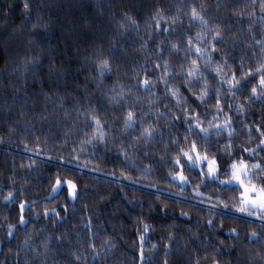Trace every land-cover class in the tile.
<instances>
[{
    "label": "trees",
    "instance_id": "trees-1",
    "mask_svg": "<svg viewBox=\"0 0 264 264\" xmlns=\"http://www.w3.org/2000/svg\"><path fill=\"white\" fill-rule=\"evenodd\" d=\"M192 7H203L208 28L190 22ZM125 13L135 26L118 31ZM217 27L218 42L211 40ZM213 43L211 68L220 66L227 78L235 73L246 86L230 92L198 61L192 89L198 95L207 80L210 91L201 103L185 80L195 47ZM105 57L111 71L101 76L96 64ZM165 60L167 85L179 88L203 127L231 117V134L213 131L200 145L228 163L241 156L264 162L256 131L264 95L246 99L253 84L259 90L256 69L264 64L260 0H0V264H141V248L145 264H264V223L236 211L240 189L219 183L225 172L205 180L199 168L185 169L183 185L170 175L181 171L171 165L172 140L188 135L190 143L195 133L185 131L182 114L173 122L176 100L160 83ZM249 70L251 79L241 74ZM145 77L152 78L147 90L136 84ZM129 110L135 120L126 126ZM148 126L153 134L141 136ZM89 137L93 142L83 143ZM230 143L231 157L223 150ZM57 177L77 185L75 198L65 185L50 194Z\"/></svg>",
    "mask_w": 264,
    "mask_h": 264
},
{
    "label": "snow or ice",
    "instance_id": "snow-or-ice-1",
    "mask_svg": "<svg viewBox=\"0 0 264 264\" xmlns=\"http://www.w3.org/2000/svg\"><path fill=\"white\" fill-rule=\"evenodd\" d=\"M29 5L27 2L24 3V10H28ZM260 8L261 11L264 12V0H260ZM160 10L157 9V12ZM203 11V7L198 11L196 7L191 8L190 12V22L199 20L205 28H208L207 21L204 16L201 15ZM155 19V17H154ZM163 19V17H161ZM122 23L119 25L118 31L122 30L125 26V24H129V26H135V21L132 20L130 16H128L126 13L122 17ZM175 21H173L174 23ZM33 27H37V25H34ZM161 27L159 20H157L156 23V29L159 30ZM170 30H174L170 27L164 28L165 32H168ZM199 38V34H198ZM220 39H222V34L217 27L215 30H211V40L218 42ZM188 43L190 47L186 50V55H190L192 52L191 44L192 40L191 37L188 39ZM259 44L260 41H257ZM171 49L178 50V46L176 43H173L171 45ZM217 51L216 44L213 43L211 47H205L201 48L199 46L195 47V53H196V59L191 60V65L187 72V79L185 80V84L189 87V91H193L192 85L194 83L193 77L199 78L200 72L198 69V61H205V64L208 66L206 67V71L211 70L214 71L217 75V77L220 78V83L224 84L226 83L229 86L230 92H236L239 91L240 88L245 87L246 83H242L240 80L236 78V74L233 73L231 78H227V76L223 73V70L220 66H217L216 68H211V62L214 59V53ZM206 53H210L206 56ZM158 58L162 56V52L157 53ZM165 64V69L163 76L164 78L160 80V83L165 84L166 91L171 94V97L176 100V110L173 113V122L175 120H179L181 118V114L183 115V121L185 127V131L187 133H195V136L192 138L191 142L189 143V136L185 135L183 141L181 142L180 139L177 137L172 140L173 145L178 146L175 150V154L171 160V165L173 167H178L181 169L179 172L171 173L173 179H178L181 184L187 183V177L184 176L183 171L185 169L191 170L192 168H199L200 169V176L203 177L205 180L211 179L215 180L221 171L225 172L226 178L224 180H220L219 183L221 185L225 186H232L237 185L240 189V199H239V207L236 208V211L239 213H248L249 215H256L258 216L261 221H264V162L257 161L249 163L248 160L244 159L243 156H241L238 159H232L231 163H228L227 161H224L222 157L219 155V151L216 153H211V148L209 145L201 146L199 143V140L203 138L204 140L208 141L210 140V134L211 132H216L219 134L222 130H227L229 134L233 131L231 127V117L226 118L222 122H218L216 125H209L208 128H205L202 126V121L199 119V113L198 111L191 108L190 104H187V101L185 100L184 96L180 94L178 87H169L167 85V78L169 77L168 72V61H163ZM160 67V64H156V68L158 69ZM96 68L98 73L103 76V74L106 71H111V60L107 57L99 59ZM256 72L262 73L258 78V85L259 90L257 88L256 84H253L251 88V95L249 97H246V99L252 100L255 99L258 95H264V64H260L259 67L256 69ZM182 74V73H181ZM242 75H246L249 77V79L252 78V70H249L248 73H241ZM152 81L151 77H145L143 80H136V84L138 87L142 86L144 90H147L148 84ZM119 96H123V92L118 93ZM193 95L196 96V99L201 101V103H205L207 98H210V91L208 89V82L205 81L204 85L201 87L199 94L197 95L193 91ZM184 102L187 106L184 108H179V105ZM229 109L232 108V105H228ZM243 105H237V108L243 111ZM215 109L217 113L223 112V108L221 106V91L220 88H217V99L215 102ZM88 116L94 121L95 128L94 132L100 129V121L99 119L93 115L92 113H88ZM135 120V113L132 110L127 111L126 117H125V125L131 126L132 123ZM154 128L151 126L144 127L141 131V136H150L154 132ZM257 132L261 133L260 138V145H264V124L258 126L256 128ZM99 139L103 140L104 137L101 135ZM94 137H89L87 141H84L83 143H90L93 142ZM219 148V145H218ZM232 145L231 143L224 147V151H227L229 156L231 157L234 155V153L231 152ZM257 151V149L252 148H244L243 152L251 154L253 152ZM252 169H256L255 172H252ZM255 180L261 181L260 184L255 183ZM67 185L68 190V196L71 198H75L77 195V185L72 180H62L59 177H57L55 184H53L52 188L53 191H56L58 187L61 185ZM197 194L202 195V193L199 192V186H197ZM12 196V193H9L7 196L4 197L5 200H8ZM209 200L212 199V197H208ZM218 199V198H217ZM26 202L21 201L20 204V210H21V216L19 223L24 224V216L23 211L25 208ZM227 207V205H224ZM215 206H213L214 208ZM48 209H45V215L48 214ZM52 212H55V209H52ZM209 225L211 226L214 221L209 220ZM13 225H8L9 235H12ZM148 230L147 225H145V231ZM233 232H235V229H232ZM171 235V234H170ZM256 236L255 232H252L250 234V237ZM141 240H143V236H141ZM169 245H165V249H167ZM140 261L141 264H145L146 258L143 254V249L140 250ZM164 264H167V260L164 261ZM213 264H217L216 261L213 262ZM257 264H260L259 261H257Z\"/></svg>",
    "mask_w": 264,
    "mask_h": 264
},
{
    "label": "rangeland",
    "instance_id": "rangeland-1",
    "mask_svg": "<svg viewBox=\"0 0 264 264\" xmlns=\"http://www.w3.org/2000/svg\"><path fill=\"white\" fill-rule=\"evenodd\" d=\"M184 176H185V175H184ZM175 180L181 184V182H180L178 179H175ZM55 182H56V181H55ZM54 184H55V183H54ZM64 185L67 187L66 184H64ZM61 186H63V185H61ZM61 186L58 187L56 191H53V188H52L50 194H54V193H56V192L61 188ZM235 186H237V185H235ZM237 187H238V186H237ZM69 198H71V197H69ZM71 199H73V198H71ZM241 214H246V216H247L248 218H251V219L257 220V221H259V222H261V223H264V221H261V219H260L258 216H256V215H249L248 213H241Z\"/></svg>",
    "mask_w": 264,
    "mask_h": 264
}]
</instances>
